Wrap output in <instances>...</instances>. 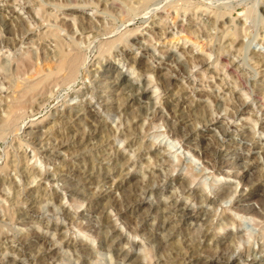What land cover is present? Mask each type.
I'll return each mask as SVG.
<instances>
[{"label":"rangeland","instance_id":"obj_1","mask_svg":"<svg viewBox=\"0 0 264 264\" xmlns=\"http://www.w3.org/2000/svg\"><path fill=\"white\" fill-rule=\"evenodd\" d=\"M70 52L0 123V264L264 258V0H0V121Z\"/></svg>","mask_w":264,"mask_h":264},{"label":"bare ground","instance_id":"obj_2","mask_svg":"<svg viewBox=\"0 0 264 264\" xmlns=\"http://www.w3.org/2000/svg\"><path fill=\"white\" fill-rule=\"evenodd\" d=\"M13 12H14V10H12V11H10L9 13H10V15L11 14H13ZM8 13V14H9ZM22 32V31H21ZM11 36V35H10ZM10 36H8L7 38H6V36H5V43L7 44V46L6 47H8V48H12V49H14V47H12L14 44H13V39L10 37ZM15 41V40H14ZM5 44V45H6ZM13 44V45H12ZM3 44H1V46H2ZM4 46V45H3ZM232 46V45H231ZM11 49V50H12ZM72 49H73V47H72ZM76 50V49H75ZM77 51V50H76ZM75 51V52H76ZM81 55V54H80ZM188 55H190V54H188ZM154 60V59H153ZM187 61V60H186ZM53 62V64H52V66L49 68V71H48V73H46L45 74V78L44 79H42V80H40L39 82H37V84H35L33 87H29L28 89H27V92H26V94L25 95H22L20 98H19V100L16 102L17 104H15V105H8L7 106V120H4V119H2L1 121H0V123H1V125H4V124H8L9 122H10V120L12 119V118H14V117H16L17 116V114H18V112L23 108V107H26V106H29V105H32V100H33V98L34 97H30V95H34V96H39V95H41L40 93L41 92H43V91H47V89H49L51 86H63L66 82H70V81H72V80H74V79H76V75H77V72H78V70H79V68H80V65H81V58H80V56L78 55V53H72V52H70V53H67V54H63V55H61L58 59H56L55 61H52ZM178 62H180V60H178ZM204 63H206V61L204 62V61H201V62H199V65H203ZM30 64V62L25 66V68H24V70L22 71V70H20V68H18V67H16L15 68V71H17V74H19V75H21V76H23V74L25 73V75H26V73L28 72V71H30V68H32V67H34V65H29ZM24 65V64H23ZM18 66H20V65H18ZM132 70V69H131ZM46 71V70H45ZM23 73V74H22ZM39 74V73H38ZM28 75V74H27ZM168 84L170 85V86H172L173 85V81H171V79H169L168 80ZM145 89V88H144ZM133 90H134V88H133ZM137 92H140L141 94H143L144 93V91H146V90H142V89H135ZM136 91H134V92H136ZM25 92V91H24ZM124 92V91H123ZM28 93H30V95H28ZM44 93V92H43ZM133 93V92H132ZM134 94V93H133ZM133 94H132V96L130 95L129 96V99H134L133 97ZM30 97V98H29ZM17 99V98H16ZM39 99V98H38ZM14 104V103H13ZM150 111H151V114H153V118L154 119H162V122L164 123V125H165V127L167 128V131H168V133L169 134H172L171 136L174 138V139H179V138H186V137H188L189 136V134H190V132L189 131H191V130H188V132H189V134H188V132H186V134H184V132H182V128H177L178 126H176L177 124L176 123H179V122H174L175 120H173V119H175V118H172V120L170 119V118H167V117H163V116H159V118H156V117H158L157 116V110H152V109H150ZM238 112V111H237ZM176 113V112H175ZM174 115V114H173ZM141 116V115H140ZM137 119V118H136ZM177 119V118H176ZM185 119V118H184ZM190 120V119H189ZM185 121V120H184ZM210 121H212V120H210ZM189 122V121H188ZM187 122V119H186V122H184L183 124L185 125V127H186V124L188 123ZM24 123V122H23ZM180 123H182V122H180ZM179 123V124H180ZM203 123V122H202ZM211 123V122H210ZM184 125H182V127H184ZM207 125V124H206ZM180 127V126H179ZM184 127V128H185ZM186 128H188V127H186ZM184 131V130H183ZM192 132V131H191ZM32 136H33V140H39V137L38 136H34V134L32 133L31 134ZM63 137V136H62ZM83 139V138H82ZM39 144V143H38ZM60 147V146H59ZM127 148V147H126ZM46 150V149H45ZM206 152H208V151H206ZM206 155V154H205ZM205 157H208V156H205ZM209 158V157H208ZM208 161H209V159H208ZM118 165V164H117ZM212 165V164H211ZM240 166V165H239ZM243 170H244V173H242L243 175L245 174V172L247 171V166H245L244 165V168H243ZM243 172V171H242ZM62 175V174H61ZM45 178V177H44ZM53 180H56V179H53V178H51V181H53ZM60 180V179H59ZM240 181H241V178H240ZM249 181V180H248ZM244 182V181H243ZM252 180H251V185H252ZM248 184H250L249 182H247V185ZM147 186V185H146ZM250 187V186H249ZM252 187V186H251ZM250 187V188H251ZM69 189H70V187H69ZM77 190H79V189H77ZM76 190V188H73V189H70V193L69 194H71L72 196H75V197H78V198H80V199H83L84 198V196L82 195V194H80L79 192L80 191H77ZM68 191V190H67ZM68 194V193H67ZM244 195H245V191H243V194L241 193H239V201H238V203H242V198L244 197ZM129 197V196H128ZM131 198V197H130ZM129 198V199H130ZM206 198V197H205ZM206 201V200H205ZM127 202H129V200L127 201ZM130 202H132V200L130 201ZM204 202V201H203ZM240 203V204H241ZM233 204H234V202H233ZM247 204H250V203H247ZM247 204H245V205H243V206H245V208L244 207H242V208H240V211H241V213L242 214H244V215H250V216H252L253 217V219L255 218L256 220H259V221H263V223H264V204H263V206L262 207H259L258 205H256V204H253V205H247ZM261 204V205H262ZM239 205V204H238ZM260 205V204H259ZM260 205V206H261ZM235 211V210H234ZM67 215V214H66ZM190 215H186V217H189ZM255 221V220H254ZM258 221V222H259ZM258 222H256L257 224H258ZM228 224H230L232 227L234 226L235 227V222H233V221H230ZM85 229V228H84ZM208 231V230H207ZM207 235V234H206ZM237 236V235H236ZM239 236V235H238ZM239 238L241 239V237L239 236L238 237V242L240 241L239 240ZM234 239H235V236H234ZM160 241V240H159ZM237 242V241H236ZM201 245V244H200ZM262 245V244H261ZM260 247V246H259ZM199 247H197V249H198ZM261 249H264V247L262 248V246H261ZM260 249V250H261ZM201 251V250H200ZM48 252V251H47ZM53 253V252H52ZM257 253V252H256ZM262 253V252H261ZM249 254L250 253H248L247 255L249 256ZM258 254V253H257ZM246 255V256H247ZM259 255H261V254H258V256ZM46 256H48V255H46ZM240 256H242L241 254H240ZM258 256H255V257H253L251 260H246V264H264V258H262L261 256H260V258H258ZM230 259V258H229ZM229 259H227V262H229ZM244 259V258H243ZM186 260V259H185ZM226 261V260H225Z\"/></svg>","mask_w":264,"mask_h":264}]
</instances>
